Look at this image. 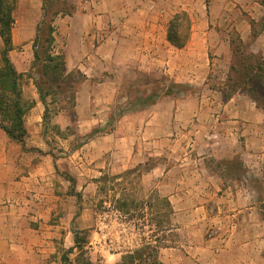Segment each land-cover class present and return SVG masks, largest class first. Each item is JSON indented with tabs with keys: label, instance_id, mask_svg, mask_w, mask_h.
I'll use <instances>...</instances> for the list:
<instances>
[{
	"label": "crops",
	"instance_id": "obj_1",
	"mask_svg": "<svg viewBox=\"0 0 264 264\" xmlns=\"http://www.w3.org/2000/svg\"><path fill=\"white\" fill-rule=\"evenodd\" d=\"M201 2L73 0L70 15L54 17L53 52L64 55L66 74L82 79L73 107L51 113L46 106L51 125L75 132L63 139L44 134L45 106L36 81L25 78L22 95L33 103L24 117L25 149L34 152L0 129V264H62L76 231L88 234L91 262L120 264L141 240L107 231L93 201L104 177L148 165L142 187L170 206L162 236L152 240L157 264H264V113L243 93L229 96L205 83V44L214 30L207 14L194 13ZM179 11L190 14L191 28L186 45L175 49L166 41L167 16ZM12 18L9 58L26 75L42 0H15ZM167 53L177 58L174 81H188L194 70L202 93L127 110L111 131L72 146L77 135L109 127L121 85L114 79L130 65L161 64ZM52 140L68 152L65 158ZM234 157L244 170L239 177L228 173Z\"/></svg>",
	"mask_w": 264,
	"mask_h": 264
},
{
	"label": "rangeland",
	"instance_id": "obj_2",
	"mask_svg": "<svg viewBox=\"0 0 264 264\" xmlns=\"http://www.w3.org/2000/svg\"><path fill=\"white\" fill-rule=\"evenodd\" d=\"M72 4L73 0L57 1L58 7L63 6L67 9ZM194 13L207 14L210 28L214 30V37L212 36L208 44H205L206 46L208 45L204 55V60L208 63L205 83H208L211 90L220 91L221 88L225 89L229 96L236 92H241L256 105V102L249 96L245 88H236L234 91L232 85L235 81H238V75L243 72L242 62L251 65L259 59L264 60V0H208L207 3L202 0L201 4L195 7ZM174 14L176 13L167 16V20H170ZM187 15L190 20V14L187 13ZM252 32L257 36L253 38ZM174 53H167V57L162 58L161 64L152 65L145 69L139 68L137 65H130L119 75L120 77L114 79V81H121L118 94L119 100L116 102L113 113L110 116L109 127L104 128L105 130L111 131L115 122L127 110H130L127 107L128 102L134 105L133 110H137L140 104H136V99L145 97L152 89L157 87L160 88L159 90L162 89V86L156 83L145 85L146 81H160L164 77L169 82L183 86L182 93L163 97L174 101L202 93L203 86H199V84L203 79L194 70H188L186 75L192 76L189 77L188 81L180 83L174 81L177 73L175 68L174 71L172 70L174 66H177L174 64L177 59ZM144 74L148 75V77L145 78ZM31 76L37 79L34 71L31 72ZM104 76L105 80L106 76L109 75L106 73ZM76 78L77 76L74 75L72 79L78 81ZM79 78L82 79L80 76ZM205 90L207 91L208 89ZM54 97L57 101L51 102V97L47 99L51 113L56 111L57 108H69L72 103L69 93L65 95L57 94ZM163 98L161 97V99ZM256 107L258 108L257 105ZM50 123L51 119L47 126L43 125L44 134L55 132L63 139L65 136L75 132L74 128H69L68 131L60 133L57 127ZM97 134L101 133L97 132ZM88 139L89 135H77L72 146L77 147L87 142ZM50 146H52L59 158H65L68 153L62 148L61 144L57 143L56 145L53 140ZM234 161L235 164L230 165L228 173L239 177V175L244 173V170L237 164L238 158H235ZM148 167L149 165L140 166L124 172L118 175L121 178L120 181L111 180L114 176L103 178L101 195L95 198L93 204L96 212L109 225L107 231H111V234L117 233L120 237L129 234V236L134 235V237L139 236L140 238L151 240L162 236V230L166 226L165 222L167 221V209L161 200L154 197L155 192H146L142 187V174ZM260 189L263 190L264 185H260ZM118 210L122 213L118 212ZM126 210L129 212L128 214H124ZM84 250L89 257L87 245ZM76 254L74 252L69 257L72 264H76ZM151 261L152 259L147 261L146 264H150Z\"/></svg>",
	"mask_w": 264,
	"mask_h": 264
},
{
	"label": "trees",
	"instance_id": "obj_3",
	"mask_svg": "<svg viewBox=\"0 0 264 264\" xmlns=\"http://www.w3.org/2000/svg\"><path fill=\"white\" fill-rule=\"evenodd\" d=\"M15 0H0V38L3 42L0 51V129L8 136L9 139L19 144L23 151H33V149H25L26 130L24 128V117L32 108L33 103L25 101L22 95V82L25 78H32L31 72L34 71L37 79L33 78L41 103L45 106L43 114V125L47 126L51 117L47 108V98L51 97L53 101H57L54 97L57 94H68L71 97V105H74L75 85L78 81L72 78L79 74L65 72V58L62 53L53 52L54 28L52 22L58 14L70 15L74 6L65 8L57 6L58 0H42L43 18L38 23L36 35L33 41V70L26 75L19 74L14 68L9 52L12 51L11 28L13 24L12 12ZM207 3L208 0H205ZM191 23L187 13L177 12L174 14L167 24L166 41L175 49H182L190 35ZM257 35L252 32V37ZM243 72L240 73L238 81L234 82L232 89L245 88L249 96L256 102L258 108L264 112V60L259 59L256 63L248 65L241 63ZM145 78L148 75H143ZM150 83L160 84L162 89L157 87L152 89L145 97L136 99V104H140L139 109H143L154 105L161 97H168L183 92V86L169 82L162 77L160 81H146L145 85ZM160 91V92H159ZM70 100V98H69ZM129 109H133L131 102L127 103ZM60 109V108H59ZM105 133L103 130H94L90 133V137L96 133ZM40 153V151H38ZM240 165V163H238ZM233 167V166H232ZM119 178L112 177L111 180ZM167 209V215L170 212L169 203L162 201ZM147 205V203H146ZM125 206V205H124ZM121 210V209H120ZM118 212L122 213L118 210ZM126 210L124 214H128ZM87 232L74 233V246L68 249L62 256V264H72L69 256L76 252V264H98L91 262L84 250L87 245ZM159 245L151 239L142 238V243L132 251L124 254L120 264H146L152 259L150 264H157L156 256Z\"/></svg>",
	"mask_w": 264,
	"mask_h": 264
},
{
	"label": "built area",
	"instance_id": "obj_4",
	"mask_svg": "<svg viewBox=\"0 0 264 264\" xmlns=\"http://www.w3.org/2000/svg\"><path fill=\"white\" fill-rule=\"evenodd\" d=\"M103 221H104V218H103ZM140 238V237H139ZM141 242L139 243V245L142 243V238H140Z\"/></svg>",
	"mask_w": 264,
	"mask_h": 264
}]
</instances>
